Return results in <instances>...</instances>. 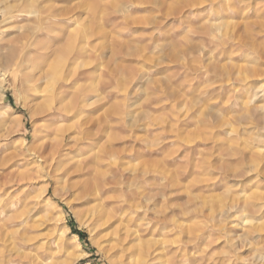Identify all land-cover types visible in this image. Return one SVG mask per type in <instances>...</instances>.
Wrapping results in <instances>:
<instances>
[{"label": "rangeland", "instance_id": "1", "mask_svg": "<svg viewBox=\"0 0 264 264\" xmlns=\"http://www.w3.org/2000/svg\"><path fill=\"white\" fill-rule=\"evenodd\" d=\"M35 2V8L42 5L52 16L38 42L58 54V63L67 59V95L88 90L86 113L63 123L67 135L83 125L90 129L84 157L103 156L104 193L116 217L103 232L94 227L63 170L49 167L53 177H19L34 166L26 144L35 141L31 151L39 152V144L48 141V125L33 107L37 100H28L11 74L0 99V264L19 260L21 251L30 257L22 264H116L123 253L107 244L114 237L111 229L126 221L135 242L151 256L148 264H167L172 258L179 264H264V182L251 173L244 179L246 195L258 191L263 207L254 213L233 209L231 221L227 206L241 182L232 181L231 173L225 182L220 170L226 159H236L235 147L225 141L251 137L243 133L252 124L239 118L240 98L257 117L264 114V0ZM4 3L0 0V8ZM13 22L0 14V49L4 29ZM83 70L91 72L90 78H82ZM242 78L244 84L238 82ZM251 132L264 136V131ZM226 185L232 186L228 193ZM46 186L49 194L43 192ZM24 201L29 202L27 224L33 227L30 247L19 244L25 224L10 222L7 208ZM186 207L191 213L183 217L179 212ZM173 212L174 224L169 221ZM222 227L239 236L236 252Z\"/></svg>", "mask_w": 264, "mask_h": 264}, {"label": "bare ground", "instance_id": "2", "mask_svg": "<svg viewBox=\"0 0 264 264\" xmlns=\"http://www.w3.org/2000/svg\"><path fill=\"white\" fill-rule=\"evenodd\" d=\"M4 2V6L0 8V14L3 16V21L13 22L19 20V22H13L9 27L4 29V31L7 32L3 40V48L0 49V99L9 86L8 77L13 74V79L18 82L23 90L29 94L28 100H31V97L37 100L32 103L33 107L44 115L48 125V127L45 128V136L48 141L46 143L42 142L39 144V152L34 153L31 151L33 146L37 147V143L35 141L28 142V144H26L27 146H25V150L29 152L28 155L31 156V160L33 159L32 161L34 166L32 169L20 172L19 177H21V179L29 180L35 176L34 173H42L43 177L51 176L49 167L57 172L59 170L60 173H62L61 170H63V172H65V180L68 182V187L72 192L71 194L75 196L78 201H81V205L84 206V213L87 214L88 219L92 222L94 227H99L101 232H103V230H107L112 227V224L108 227H106V225L116 217V212L112 208V205H110L106 200L104 193L105 184L102 178L105 173L101 170L102 167L100 168L103 156L100 155L94 160H89L87 158L88 156L84 157L87 150L86 147L91 141L92 134L90 129L84 125L82 128L77 127V125H73L70 121L71 124L78 129L75 131L73 129L74 132H71V134L68 133L69 135H67V127L63 123L64 121H67L70 116L79 118L82 114L86 113V110L82 113L83 110L91 105L88 97L89 94L87 93L88 90L82 91V89L76 93L67 95L66 87L69 86V80L64 77V67L67 59L63 63H58L59 61L56 60L58 54L56 53L53 55L46 50L47 48L42 46L43 44L40 45V42H38V37L42 34L44 35L48 28L51 27L50 19H52V16L49 15L50 13L48 12L47 14V12H45V8L41 7L42 5L40 8L39 6L38 8H35V0H4ZM216 29L219 30V27L216 26ZM224 40V38H219L220 43ZM76 50L79 53L81 51V49ZM81 75L82 78L88 79L91 76V72L84 71ZM244 80L245 79L242 78L241 80H238V82L240 84H244ZM91 91L92 89H90L89 92ZM240 100L241 104L244 106L242 107V114H240L239 118L246 119L252 124V128L244 127L243 133L250 132L251 137L250 140H246L240 135H237L235 138L233 137L232 139L225 141V143H228L227 147H230V149L231 146L235 147L233 157H236V159L233 162L227 161L226 159V162H223L220 167V170L224 173L223 176L225 182L229 183L227 175L230 173L233 177L232 181L236 183L241 182V185H239L240 188H238V191L235 192V196L231 198L232 203L227 206L228 215L226 218L232 217L231 221H234V218L230 213L233 209L236 212L248 209L250 212L254 213L259 212L263 207L262 203H257L258 196H261V194L258 191L253 190L250 194L246 195L244 189L246 186L245 184L243 185V181H245L244 179L248 175L253 174L252 178L255 177L257 181L260 180L264 182V136L262 133L255 134V132H251L253 129L257 131H264V114L257 117L255 110L249 107V102L243 98H240ZM10 121L11 119L5 120V122ZM77 121L79 122V120ZM78 122L76 124L82 123ZM53 125H55V135L53 134L54 137L51 138L50 134L52 132H50V129ZM233 131L237 132L236 129ZM247 148H250V153L248 152L249 154H247ZM51 177H53V174ZM54 179H50L54 183L53 192L56 191V181ZM251 180L247 181L250 182ZM236 183L234 185H236ZM0 184V190L4 189L2 186L3 184ZM231 187L232 186L229 185L224 186V191L227 193L230 192ZM43 192L49 194V186H46L43 189ZM153 192L154 191H152V193ZM157 192L159 193L158 190ZM147 194L148 192L146 193L145 198L147 197ZM238 196L243 198L240 202L241 204H238ZM150 197L148 195L147 198ZM250 199L253 200L250 201ZM28 203V201H24L21 204H19V202H11L7 205L10 213L9 221L14 224H25L23 227V241L19 243L22 246L29 243L33 239L30 233L33 227L31 224H27V215L29 212L27 207ZM146 206L144 208H146ZM140 208L141 207L139 206V209ZM1 210L3 212L5 210V206H3ZM189 213L191 212L188 207L181 208L179 212V214L183 217ZM174 215V212L169 215V221L173 224L177 222ZM241 221L246 222L245 217H242ZM130 228V224L126 221L124 224L118 223V227L111 229V233L114 237H112V240L110 239L111 241H108V248L109 250L115 249L117 252L123 253L122 258L121 255L118 254L120 259L117 258L116 264H148L149 258L147 257L149 255L145 248L141 246V243L138 244V242H135L136 240L133 238L134 235L133 237L131 236V233L135 234V232H132ZM222 230L224 231V234H227L229 237L227 240L229 246L234 248L236 245L235 238H237L238 235L234 233L230 234V232L224 227H222L221 231ZM29 245L30 244H27V247H30ZM18 250L20 252V249ZM234 251L236 252L235 248ZM19 254L20 259H16L17 262L12 258L8 260L6 259L7 261H5L8 264H22L23 261H28L30 259L29 255L23 254L22 251ZM236 258L240 259L238 255H236ZM167 264H179V262L178 260H175V258H172L167 260Z\"/></svg>", "mask_w": 264, "mask_h": 264}]
</instances>
